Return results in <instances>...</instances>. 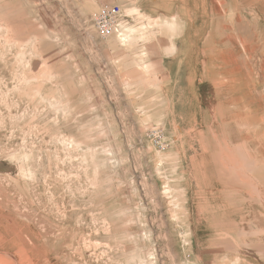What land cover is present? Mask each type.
<instances>
[{
  "label": "rangeland",
  "instance_id": "1",
  "mask_svg": "<svg viewBox=\"0 0 264 264\" xmlns=\"http://www.w3.org/2000/svg\"><path fill=\"white\" fill-rule=\"evenodd\" d=\"M0 264H264V0H0Z\"/></svg>",
  "mask_w": 264,
  "mask_h": 264
},
{
  "label": "built area",
  "instance_id": "2",
  "mask_svg": "<svg viewBox=\"0 0 264 264\" xmlns=\"http://www.w3.org/2000/svg\"><path fill=\"white\" fill-rule=\"evenodd\" d=\"M124 18L119 6L105 7L93 17V25L102 37L121 35V22Z\"/></svg>",
  "mask_w": 264,
  "mask_h": 264
},
{
  "label": "crops",
  "instance_id": "3",
  "mask_svg": "<svg viewBox=\"0 0 264 264\" xmlns=\"http://www.w3.org/2000/svg\"><path fill=\"white\" fill-rule=\"evenodd\" d=\"M178 48L176 47L175 53L171 56L166 57L164 59L165 70L168 74V85L171 86L174 84V87L171 89L169 88V94H189V91L183 88L181 85H178V81L176 79L177 74L179 73L178 68L182 66H186L187 63H183L180 59L177 58Z\"/></svg>",
  "mask_w": 264,
  "mask_h": 264
},
{
  "label": "bare ground",
  "instance_id": "4",
  "mask_svg": "<svg viewBox=\"0 0 264 264\" xmlns=\"http://www.w3.org/2000/svg\"><path fill=\"white\" fill-rule=\"evenodd\" d=\"M125 29H126V28H125ZM125 29H123V27H122V25H121V35L118 36V37H121V38H120V41H121V42H125V40H126V36H125V37L123 36V32H124ZM127 30H128V29H127Z\"/></svg>",
  "mask_w": 264,
  "mask_h": 264
}]
</instances>
